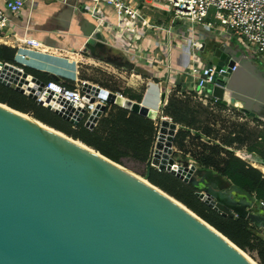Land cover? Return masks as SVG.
Instances as JSON below:
<instances>
[{
  "label": "water",
  "instance_id": "1",
  "mask_svg": "<svg viewBox=\"0 0 264 264\" xmlns=\"http://www.w3.org/2000/svg\"><path fill=\"white\" fill-rule=\"evenodd\" d=\"M203 47L201 44L194 52L199 58ZM84 49L94 56L96 50L104 51L102 37L93 33ZM97 58L126 70L132 67ZM200 61L214 67L215 72L225 68L228 77L234 65L227 52L215 47L205 51ZM0 67V84L31 100L44 86L13 66L0 63ZM228 77L218 84L226 83ZM81 90L83 103L91 104L98 97L129 113L157 119L158 114L141 103L87 82ZM201 92L220 102L227 94L216 86ZM44 97L46 103L50 94ZM104 110L97 105L84 127L92 129ZM70 111L67 106L65 111L53 113L76 126L84 111L79 108L74 116ZM176 132L177 126L170 119L158 117L149 167L191 186L195 196L221 216L248 220L251 232L264 241V208L260 203L221 176L175 160ZM250 260L185 206L148 183L146 177L29 114L0 104V264L255 263Z\"/></svg>",
  "mask_w": 264,
  "mask_h": 264
},
{
  "label": "crops",
  "instance_id": "2",
  "mask_svg": "<svg viewBox=\"0 0 264 264\" xmlns=\"http://www.w3.org/2000/svg\"><path fill=\"white\" fill-rule=\"evenodd\" d=\"M144 2L140 11L145 12L146 23L153 25L165 21L163 16L168 10L167 6L156 0ZM0 8L8 20L0 30V45L11 49L17 45L16 39H32L44 50L83 54L89 37L93 33L99 34L104 41L106 54H113L132 65L127 71L134 74L135 80L141 81L143 90L140 103L157 114L173 91H192L189 79L183 74L192 61L198 67L207 66L206 62L200 61L205 51L214 47L224 50L236 64V69L223 83L227 92L223 102L228 109L264 123V67L237 42L222 33L185 20L172 24L168 34L148 31L145 25L118 17L112 7L99 4L94 8L88 0H24L18 14L9 12L0 0ZM91 14L102 20V23L98 24ZM123 25L130 31L122 30ZM194 42L204 44L200 58L195 55L196 50L191 48ZM28 53H25L27 58L32 56ZM32 58L38 60L35 56ZM39 63L46 64L42 61ZM22 65L28 67L25 63ZM134 68L144 71V74ZM35 70L61 77L48 71Z\"/></svg>",
  "mask_w": 264,
  "mask_h": 264
},
{
  "label": "trees",
  "instance_id": "3",
  "mask_svg": "<svg viewBox=\"0 0 264 264\" xmlns=\"http://www.w3.org/2000/svg\"><path fill=\"white\" fill-rule=\"evenodd\" d=\"M105 55L108 56L107 61L117 60L113 54L105 53ZM13 57L14 49L0 45L1 64L20 68L44 85L49 81L63 82L68 89L74 85L73 81L19 65L14 62ZM98 87L106 89L105 86ZM142 90L141 88L139 93H134L129 89L122 96L140 103ZM177 93H181L182 97H179ZM188 95L189 97H185L183 92L173 91L160 108L162 115L177 126V132L173 138L174 156L179 155L180 159L191 161L196 168L221 176L235 188L254 198L256 202L264 204V176L260 171L249 167L225 150L233 143L232 140L224 141L222 145L198 143L194 147L187 144L192 139L198 141L208 139L210 132L204 129L200 131L197 127L199 124L197 117L206 114L211 108L207 104L202 107L200 103L192 106L191 100L194 98V93L189 92ZM0 104L19 113L29 114L34 120L93 149L106 159L127 169L130 167L141 177H146L148 183L214 228L242 252L253 256L258 264H264V241L251 232L248 220L236 216H221L202 203L195 196L196 191L191 186L166 172L149 167L156 135L153 121L109 104L92 129L84 128L82 123L73 126L37 105L33 100L15 92L12 87L2 84H0ZM214 108L223 109L226 108V104L218 101ZM258 139L262 140L261 137ZM246 151L249 154H256L264 165V155L256 150V144Z\"/></svg>",
  "mask_w": 264,
  "mask_h": 264
},
{
  "label": "built area",
  "instance_id": "4",
  "mask_svg": "<svg viewBox=\"0 0 264 264\" xmlns=\"http://www.w3.org/2000/svg\"><path fill=\"white\" fill-rule=\"evenodd\" d=\"M2 1L5 8L9 12L15 14H18L22 10L24 4V0ZM88 1L93 4L94 8L99 4L110 6L115 10L118 17L127 19L132 23L135 21L136 23L145 25L148 31H159L168 34L170 33L173 21L180 20H185L190 24L202 25L208 29L222 33L237 42L248 55L253 57L264 67V0H156L159 4H161V2L167 3V12L172 16V24L168 26L146 23L144 17L139 14L140 8L144 6V0ZM91 16L94 17L92 14ZM95 19L98 21V24L102 23V20ZM7 23L8 20L0 8V30L3 29ZM121 29L127 32L130 31L125 25H123ZM15 42H17V45L14 47L13 60L19 65L21 64L18 63L16 59L17 57L21 59L25 58L26 52L24 51L44 50L38 42L32 39H16ZM191 48L192 50H198L200 44L194 42ZM16 69L22 71L20 68ZM235 69L236 64L229 70V73L234 72ZM183 74H185L190 81L192 86L191 92L194 93L193 99H197L203 102V104L209 103V105L215 106L218 101L211 97L209 93L201 92V89L206 88L210 90L212 87L216 86L221 87L225 91L223 84H218L219 81L228 77L225 68H220L218 72H215L212 66L203 65L198 67L194 65L192 61ZM82 83L75 84L71 89H68L59 82L49 81L43 86L33 101L51 113L56 110L65 111L68 106L71 109V115L74 116L75 111L82 108L84 113L81 115L79 123H82L84 126V123L88 120L97 105L104 106L106 109L109 104L98 97H94V102L91 104L88 102L83 103L82 99L84 98V93L81 90ZM46 93L50 94V98L44 103V96ZM111 93L120 98H124L121 93ZM179 94L181 95V93ZM185 94L188 95L189 92L187 91ZM91 97L93 96H89V98ZM65 105L67 106L65 107ZM226 109L228 108L226 107ZM94 126L95 124L93 127ZM260 205L264 208L263 203H260Z\"/></svg>",
  "mask_w": 264,
  "mask_h": 264
},
{
  "label": "rangeland",
  "instance_id": "5",
  "mask_svg": "<svg viewBox=\"0 0 264 264\" xmlns=\"http://www.w3.org/2000/svg\"><path fill=\"white\" fill-rule=\"evenodd\" d=\"M157 2V1H156ZM161 4L166 5L167 3L161 2ZM145 12L140 11L143 17H145ZM164 22H161V26H168L171 23L172 16L169 12L164 14ZM176 21H173V25ZM44 51V52H43ZM40 53H44L49 56H54L57 58L63 59L66 63L54 61L49 58H40L44 63L55 67L69 70L70 67L74 70L75 80H72L75 84H80L82 82H87L94 86H105V90L109 92H118L123 94L125 91L131 89L134 93H139L141 90V81L135 80L134 74L130 73L126 69L112 64H106L100 59L92 55L88 50H85L83 54H65L57 51L49 50H40ZM39 59V57H37ZM124 63L129 62L121 59ZM62 85L63 82H59ZM171 95V94H170ZM179 97H182L177 93ZM185 97L189 95L183 93ZM192 106L195 103H200L202 107L206 104L211 107L207 110V113L197 117L200 131L201 129L207 130L210 132L208 139H203L198 141L197 139H192V141L187 142L188 145L196 146L198 143H207L209 145H222L224 141L232 140L233 143L225 149L228 152H231L234 157L240 159L249 167L257 169L264 176V165L260 162L256 154L247 153L252 145L256 144V150L261 151L264 155V123L257 121L255 119L249 118L248 115L239 113L235 110L230 109H215L214 106L209 105V103L203 104V102L198 101L197 99H192ZM158 117H164L160 112H158L157 119L153 120L156 131L158 128ZM258 137H261L262 140H259ZM193 138V137H192ZM174 149V147H173ZM175 160H182L179 158V155L174 156ZM150 161V160H149ZM192 164L191 161H188ZM128 170L132 171L130 167ZM136 175V172L132 171ZM140 176V175H138ZM141 177V176H140ZM256 264L257 261L255 258L249 254L244 253Z\"/></svg>",
  "mask_w": 264,
  "mask_h": 264
},
{
  "label": "bare ground",
  "instance_id": "6",
  "mask_svg": "<svg viewBox=\"0 0 264 264\" xmlns=\"http://www.w3.org/2000/svg\"><path fill=\"white\" fill-rule=\"evenodd\" d=\"M40 51V50H39ZM39 51H34V52H31V51H24V52H29L28 54H30V55H32V56H35V57H39V61H42V60H40V58H49V59H53L54 61H58V62H62V63H66L63 59H61V58H57V57H54V56H46V54H44L43 52L42 53H40ZM32 56H30V57H26L25 58V60H24V58L23 59H21L20 57H17V59H16V61L18 62V63H20L21 65H22V63H25L26 65H28V67H32V68H35V69H40V70H44V71H48V72H51V73H55V74H57L58 76H61V77H64V78H66V79H69V80H74V73H73V69H72V67H70L69 68V70L68 71H66V69H61V68H55V67H52V66H50V65H48V64H44V65H42V64H40L39 63V61L38 60H36V59H34V58H32ZM43 62V61H42ZM0 69H1V67H0ZM4 70L5 71H7L8 70V66H6V67H4ZM10 72L9 71H7L6 72V74H7V77H9V74ZM150 86V85H149ZM151 89V91L153 90V88L151 87L150 88ZM149 91V90H148ZM148 100L149 99H145V101H147L148 102ZM153 101V100H152ZM155 101V100H154ZM157 101V100H156ZM149 102H151L150 100H149ZM144 103V102H143ZM147 104V103H146ZM144 105V104H143ZM146 106V105H145ZM151 107V106H150ZM164 131L165 130H163V129H161V132L162 133H164ZM154 163H156L155 161H154ZM251 261V260H250ZM252 263H253V261H251ZM253 264H255V263H253Z\"/></svg>",
  "mask_w": 264,
  "mask_h": 264
},
{
  "label": "flooded vegetation",
  "instance_id": "7",
  "mask_svg": "<svg viewBox=\"0 0 264 264\" xmlns=\"http://www.w3.org/2000/svg\"><path fill=\"white\" fill-rule=\"evenodd\" d=\"M95 52H96L97 57H100L101 59L102 58L103 59H107V57H108V56L106 57L104 51L96 50ZM113 61L116 62V63H121V64L124 63L122 60H119L118 58H117V60H113Z\"/></svg>",
  "mask_w": 264,
  "mask_h": 264
}]
</instances>
